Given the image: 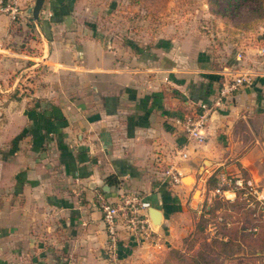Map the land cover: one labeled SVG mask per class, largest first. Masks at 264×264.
Segmentation results:
<instances>
[{"label":"crops","instance_id":"obj_1","mask_svg":"<svg viewBox=\"0 0 264 264\" xmlns=\"http://www.w3.org/2000/svg\"><path fill=\"white\" fill-rule=\"evenodd\" d=\"M35 4L18 22L0 15V66L38 73L33 86L26 76L32 89L0 94V264H108L99 190L114 201L141 192L150 216L163 213L155 227L165 245L137 246L123 233L122 264H154L178 246L190 209L203 206L192 190L209 199L221 173L247 175L264 196V77L214 105L231 66H215L201 37L111 48L87 27L81 0H45L38 19ZM259 47L241 52L243 64ZM200 102L213 112L195 146L176 120ZM184 145L178 167L193 184L174 186L164 172Z\"/></svg>","mask_w":264,"mask_h":264},{"label":"rangeland","instance_id":"obj_2","mask_svg":"<svg viewBox=\"0 0 264 264\" xmlns=\"http://www.w3.org/2000/svg\"><path fill=\"white\" fill-rule=\"evenodd\" d=\"M81 1L79 12L83 13L87 27L111 48L129 43H153L163 36L194 35L202 38L207 49L211 50L212 62L221 68L232 67L238 53H250L251 48L264 44V0ZM8 73L9 66H0V94L11 86L13 93L29 87L32 89L38 74L37 68L26 70L25 66H19L6 77ZM27 75L31 77L32 86L28 84ZM196 174L200 176L198 172ZM192 179L186 176L184 182L192 185ZM201 190L197 185L191 193L194 200L202 201L203 206L190 209L188 215L192 225L189 233L178 246L164 250L160 261L154 264H163L172 249L206 252L209 264H264V256L261 255L264 250L258 245V240L251 236L249 230L238 232L240 227H250L259 217L261 211L257 196L243 190L241 200L236 202L227 198L217 199L215 194L202 200ZM212 206L218 208V212L208 213ZM200 225L204 229L199 231ZM227 236L238 238V241L232 240L233 247L228 249L212 246V250L205 244L215 237ZM170 264H179V261L170 259Z\"/></svg>","mask_w":264,"mask_h":264},{"label":"built area","instance_id":"obj_3","mask_svg":"<svg viewBox=\"0 0 264 264\" xmlns=\"http://www.w3.org/2000/svg\"><path fill=\"white\" fill-rule=\"evenodd\" d=\"M35 0H0V15H7L13 22H18L23 13L27 12L30 3ZM258 59L249 64H243L242 53L238 54V63L231 68H226L228 78L222 82V86L215 99L214 105H221L225 99L235 94L245 86H251L258 77H264V44L257 52ZM197 108H192L193 113L184 114L176 121L180 125L188 142L195 146H202L207 141V124L213 112V105L200 102ZM189 150L186 145L174 150L171 162L165 170V175L170 184L180 186L184 184V176L178 167V162L189 158ZM240 188L256 195L259 200V210L264 218V196L260 193L251 179L242 175L221 173L218 177L215 193L225 195L227 191L237 192ZM97 203L103 214V222L107 232V261L108 264H122L121 240L126 233L130 242L137 246L149 244L154 247H163L164 235L155 227L149 215L148 209L151 202L138 191L123 192L118 200H112L105 191H97Z\"/></svg>","mask_w":264,"mask_h":264},{"label":"trees","instance_id":"obj_4","mask_svg":"<svg viewBox=\"0 0 264 264\" xmlns=\"http://www.w3.org/2000/svg\"><path fill=\"white\" fill-rule=\"evenodd\" d=\"M188 113H193L192 109H189L185 112V114H188ZM245 178L248 179L247 175H245ZM107 181L111 185L112 184H119V180L113 176H109ZM214 184H215V182H213L211 184L209 183V185H208V191L209 192L213 187L215 188ZM215 189H214L215 198L226 200L225 199L226 197L224 195L215 193ZM243 190H245V188H240L237 191V196L234 199L235 202L241 200V193L244 192ZM218 210H219L218 208L212 206V207H210V209L207 210V212L210 214H214V213L218 212ZM259 213H258L259 217H257V219H255L253 221V224L250 227H240L238 229V232L249 230L250 233L252 234L251 236H253L255 239L258 240L257 241L259 243L258 245L263 247V250H264V236L262 237V235L264 233V218L262 216V213L261 212H259ZM199 227H200L199 231H200V229H202V230L204 229L203 225H200ZM232 240L238 241V238L234 239L230 236L222 237V238L215 237V238H213L212 241H205V244H206L207 248L210 247L211 249H212V246L216 247V248L223 247L224 249H228L230 247H233ZM212 250H214V249H212ZM255 255H257V254H255ZM261 255L264 256L263 252H261ZM170 259L178 260L179 264H209V259H208V256L206 255V252L205 253L204 252L190 253L188 251H181L178 249H172L170 251L168 257L165 259V262L163 264H170Z\"/></svg>","mask_w":264,"mask_h":264},{"label":"water","instance_id":"obj_5","mask_svg":"<svg viewBox=\"0 0 264 264\" xmlns=\"http://www.w3.org/2000/svg\"><path fill=\"white\" fill-rule=\"evenodd\" d=\"M44 2H45V0H36V4L33 7V9L31 10V11H33V14H34L36 19H38V17H39V12L42 10ZM188 178H191V177H188ZM151 217H152V220L155 223V225H157V226L162 225L163 213L160 210L153 207L151 210Z\"/></svg>","mask_w":264,"mask_h":264},{"label":"bare ground","instance_id":"obj_6","mask_svg":"<svg viewBox=\"0 0 264 264\" xmlns=\"http://www.w3.org/2000/svg\"><path fill=\"white\" fill-rule=\"evenodd\" d=\"M199 192L196 193V195L198 194Z\"/></svg>","mask_w":264,"mask_h":264}]
</instances>
